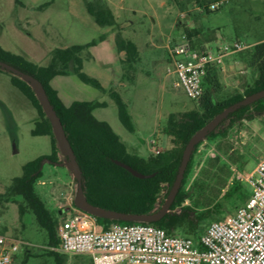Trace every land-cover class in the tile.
<instances>
[{"label": "rangeland", "instance_id": "obj_1", "mask_svg": "<svg viewBox=\"0 0 264 264\" xmlns=\"http://www.w3.org/2000/svg\"><path fill=\"white\" fill-rule=\"evenodd\" d=\"M101 1L113 12L116 26L97 25L86 11L83 0H0V45L11 52L30 57L29 60L36 64L47 65L54 50L95 40L96 45L82 53L84 62L82 71L85 74L100 76L104 84L106 73L113 75L118 67L115 35L119 32L123 37L137 42L142 57L141 66L154 78V72L162 68L167 57L164 45L166 35L181 26L184 34L187 36L188 32L190 37L189 27L185 23H179L183 22L184 14L194 21L197 34L202 39L216 35L221 42L220 45L238 41L249 46L240 53L244 55L240 64L233 67L235 76L244 77L247 85L243 79L235 82L234 86L230 84L227 86V82L222 81V91L217 97L220 99L241 92L243 88L253 84L257 71L251 65V50L256 43L264 40V0ZM216 3L218 8L211 10V5ZM161 36H164V43L160 40ZM145 41H153L155 45L146 48L143 45ZM217 46L213 44L210 50L215 52ZM172 48L169 47L168 55ZM87 53L93 55L94 59L89 61ZM234 57L236 56H223L222 63L216 68L221 71L222 66L232 65ZM94 76L91 77L96 78ZM156 84L154 79L152 83L142 84L136 96L143 100L140 105L143 110L145 109L147 114H156L161 124L165 122L168 112L197 108V103L189 99L181 87L175 88L174 83L169 82L166 86L167 91L159 93ZM50 85L58 90L61 101L67 106L81 98L108 99L103 92L82 83L72 73L54 77ZM173 99L176 105L172 104ZM100 111H104L109 118L112 115L110 108ZM113 111L115 119L119 121L117 111ZM37 118L36 109L30 101L10 83L8 75L0 72V193L5 191L13 178L22 175V166L26 162L51 153L49 136L31 134ZM120 126L130 139L140 141L150 137L143 129H138V134H133L121 123ZM263 155L264 115L244 119L231 128L223 140L217 143L204 141L199 146L193 160L190 183L192 185L193 180H197L199 185L204 187L203 181L207 177L206 172L210 165L207 159L219 156L229 167L231 177L247 178L254 172L257 161ZM240 156L244 162L245 173L239 172L234 162ZM223 173L225 172H221V177ZM70 175L63 164L45 161L42 165V177L36 183V190L54 211L64 209L66 206L64 199ZM220 181L222 183L223 179ZM227 182L229 179L226 184ZM73 183L75 194V180ZM205 185L204 190L202 187L199 190L194 189L193 199L187 203H195L200 208L204 204H211L216 199L218 187L215 182ZM19 200V197H13L9 201L0 200V234L16 240L19 248L13 255L11 264H53L52 258L45 254L47 238L45 231L40 229L29 215L19 220L17 211ZM229 216H223V220ZM26 251L33 257L24 262ZM66 264L93 262L89 261L88 256L66 255Z\"/></svg>", "mask_w": 264, "mask_h": 264}, {"label": "trees", "instance_id": "obj_2", "mask_svg": "<svg viewBox=\"0 0 264 264\" xmlns=\"http://www.w3.org/2000/svg\"><path fill=\"white\" fill-rule=\"evenodd\" d=\"M83 2L86 11L97 25L116 26L113 12L101 0H83ZM186 34L189 37V33ZM96 43L93 40L87 44L56 49L51 53L50 62L47 65L36 64L23 55L7 51L0 46V61L33 76L42 83L76 156L82 172L84 195L88 202L107 210L148 214L159 209L166 198L177 175L183 150L192 135L229 105L264 89V40L256 43L251 50V65L257 71L253 84L243 92H235L219 99L217 96L223 86L218 79L216 67H210L202 81L203 94L198 101H195L197 108L170 113L161 128L162 133L170 137L171 148L157 155L150 154L146 158L129 152L110 125L93 115L94 109L106 106L104 102L74 101L66 106L58 96V92L50 85L54 77L72 73L82 83L104 91L97 79L82 71V53ZM115 45L118 52H124V58L121 59L123 78L130 80L134 64L139 58L138 48L132 40L123 37L119 32L115 35ZM0 72L9 76L10 83L36 109L38 118L34 122L31 134L49 136L51 142V153L26 162L22 166V175L12 179L5 191L0 193V200L9 201L13 197H19L17 204L19 220L29 215L46 233L45 254L52 258L53 264H66V254L54 250L59 245L57 227L63 218V213H59L60 209L54 211L49 208L36 190V183L42 177L43 163L48 161L62 164L59 161L60 152L51 124L31 88L20 78L2 70ZM107 93L117 108L120 123L126 130L133 132L134 124L127 104L115 90L109 89ZM260 115H264V98L229 114L214 131L195 145L170 210L160 220L144 223L95 217L97 224L103 229L112 224H150L164 229L169 235H179L197 242L211 222L223 220V216L233 214L244 205L251 190L245 178L230 176L229 167L219 156L207 159L210 165L206 172L207 177L203 181L204 187L200 186L197 180H193L191 185L194 156L204 141L217 143L226 138L230 129L237 123ZM114 160L126 163L141 173H155V175L146 179L136 178L124 168L116 165ZM234 162L238 166V171L245 173L241 156ZM221 172H225L223 177H221ZM220 179H223L222 183ZM228 179L229 182L226 184ZM212 182H215L218 188L215 194L216 199L211 204H204L200 208L195 203H187L193 199L194 189L199 190L202 187L204 190L205 184L210 185ZM158 203L160 205L156 208ZM30 257L33 255L26 251L23 261L26 262ZM89 261L92 262L90 257Z\"/></svg>", "mask_w": 264, "mask_h": 264}, {"label": "built area", "instance_id": "obj_3", "mask_svg": "<svg viewBox=\"0 0 264 264\" xmlns=\"http://www.w3.org/2000/svg\"><path fill=\"white\" fill-rule=\"evenodd\" d=\"M217 8V3L210 7ZM179 40L170 52L174 87H181L193 101L201 98L210 67L249 47L234 42L213 52L193 48L185 34ZM151 145L152 154H159L154 141ZM245 180L251 190L247 202L226 219L211 222L197 242L150 224H112L103 229L95 217L73 205L57 227L59 245L54 250L88 256L93 264H264V155ZM18 249L16 240L0 234V264H11Z\"/></svg>", "mask_w": 264, "mask_h": 264}, {"label": "crops", "instance_id": "obj_4", "mask_svg": "<svg viewBox=\"0 0 264 264\" xmlns=\"http://www.w3.org/2000/svg\"><path fill=\"white\" fill-rule=\"evenodd\" d=\"M179 23L180 24L185 23L186 26L189 27L190 37L187 38V41L193 48L198 49V50H205V49H210V47L213 44H215L216 46L217 45L221 46L220 45L221 42H219V39L216 35L210 36L209 38H204V39L200 38L201 36H199L197 34L198 30L196 29L194 21H192L191 18L186 17L184 14H183V22H179ZM183 30L184 29L181 26L176 27L175 29H173L170 32L169 35L168 34L166 35V44H164V45H165V48L167 50V57L165 58V62H163L164 65L162 66V68L160 70H156L154 72L155 73L154 78L152 77V75L149 74L150 72L148 70H145V68L141 66L142 57H141V53L139 50V46H138L137 42L132 40L138 48L139 58H138L137 62L134 64V70H133L131 79L128 80V79L123 78V67L121 64V59L124 58V52H118L117 51L118 57H119L118 63H117L118 67L116 68L117 70L114 71L113 75H110V73H106L104 84L101 81L102 78H100V76H98V75L94 76L93 74L88 73L89 75L96 77L95 79H97L100 82L102 88L104 89V91H101V90L100 91L103 92V94H105L106 96H108L107 97L108 99L107 100H102V99L97 100V98H92L91 100H88V99L81 98V99L75 100V101L104 102L106 104V106L98 107V108L94 109L93 115L98 120L107 122L110 125V127L112 128V130L114 131V133L125 144L127 150L133 154L140 156V157L146 158L148 155L152 154V145H151L152 141H154L153 146L156 149H158L160 152H164V151L170 149L172 146L170 137L163 134L161 131V128H162L164 123L161 124L159 122L156 114H150V113L147 114L146 110L145 109L143 110V107L140 106L143 103V100L139 99L136 96V92H137V90L140 89V86L142 84H146L148 82L152 83L153 79H154V82L157 83L156 87H157V92H159V93L167 91L166 86L169 82H172V83L176 82V80H177L176 75L174 74V71H173V60H172L171 54L168 55V51H169L170 46L174 47V45H177L181 42L179 39H180V36L182 34H184ZM195 34H197V35H195ZM148 35L152 39V35L150 33ZM160 40L162 43H164V41H165L164 36H161ZM235 42H238V41H235ZM150 43H152V44L149 46ZM230 44H232V43H230ZM230 44H226V45H230ZM143 45L146 48L153 47L155 45V42L145 41ZM219 46H217V47H219ZM7 51H9V50H7ZM241 52L228 54V55H235L236 56V57H234L235 61L232 65L226 64L227 66L226 65L222 66L221 71H219V69L216 68L217 69V76H218V79L220 80L221 83L223 81L224 83L227 82V86H229V84L234 86L235 82H238L239 79H243L244 83L247 85L244 77H242V78L236 77L235 72H233V67H235L236 65H239L241 62V59L244 56V55L240 54ZM87 54H88L87 58H89L88 59L89 61L94 59L93 55H90V53H87ZM21 55H23V54H21ZM27 59L29 60L30 57ZM83 65H84V62H83ZM83 65H82V69H83ZM105 66H107V64H105ZM50 83H51V81H50ZM109 89H113L116 92H118L119 95L124 100V102L127 104L129 114H130L132 121H133V124H134L133 134H135V133L138 134L137 130L143 129L145 132H148V135H150L149 138H146L145 140H140V141L138 139L133 140V139H130V137H128L125 134L124 130L120 126V121H117L115 119V114H114L113 110L117 111V108L107 93V91ZM245 89L246 88H243L242 91H244ZM56 91L58 92V90H56ZM58 96H59V92H58ZM172 104L173 105L177 104L174 99L172 101ZM113 106H115V107H113ZM106 108H110V110L112 112V115L110 118L106 116V113L104 111H100V110H105ZM186 109L187 108H183L180 110L178 109L177 112H175V113L185 112V111L190 110V109H187V110ZM139 113L142 115L141 117H140ZM169 114H170L169 112H168V114H166V118ZM143 115H144V118H142ZM117 117H118V113H117ZM58 157H59V161L63 163L62 155L59 154ZM73 181H74V178L72 177V175H70V179L67 182V187H66L67 191L65 193V199H64L66 206L64 209H62V211L60 210V212H59L60 214H62L64 211L68 210L69 208H71L73 206V197H74V194H73L74 193V183H73ZM65 215L63 216V218L66 217Z\"/></svg>", "mask_w": 264, "mask_h": 264}, {"label": "water", "instance_id": "obj_5", "mask_svg": "<svg viewBox=\"0 0 264 264\" xmlns=\"http://www.w3.org/2000/svg\"><path fill=\"white\" fill-rule=\"evenodd\" d=\"M0 70L5 71L6 73L14 75L20 78L21 80H23L33 91L44 114L48 118L51 124V127H52L53 135L57 142L60 155H62L63 157L62 164L68 169V171L71 173L72 177L74 178L76 182V190H75V194L73 197V205L76 208L92 215L93 217L105 218L109 220L126 221V222L151 223V222H156L160 220L165 214H167L180 188V185H181V182L184 176V172L186 170L187 164L189 162L190 156L193 152L195 145L203 141L209 133L214 131L218 127V125L229 116V114L235 112L241 107L247 106L261 98H264V89L258 92H255L253 94H250L248 96H245L240 101L229 105L224 110H222L220 113L215 115L205 126H203L194 135H192V137L188 140L183 150L181 162H180L175 180L166 198L164 199L163 203L159 207V209H157L154 212L148 213V214L124 213V212L107 210V209L94 206L90 204L88 200L86 199L84 195V190H83L82 172L76 160V156L74 154V151L72 149L70 142L68 141L66 137L62 123L59 117L57 116L52 104L50 103L48 99V96L46 94V91L42 83L38 79L34 78L33 76L27 73H24L2 61H0ZM113 162L116 165L127 170L132 176L139 178V179H146V178H150L155 175V173H152V174L141 173L138 170L133 169L128 164L123 163L118 160H114Z\"/></svg>", "mask_w": 264, "mask_h": 264}]
</instances>
